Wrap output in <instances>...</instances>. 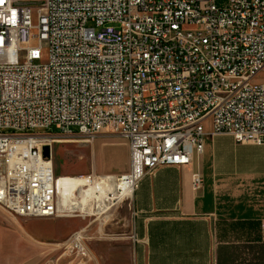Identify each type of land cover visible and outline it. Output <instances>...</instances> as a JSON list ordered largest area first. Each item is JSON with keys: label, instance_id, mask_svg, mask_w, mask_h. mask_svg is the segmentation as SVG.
Here are the masks:
<instances>
[{"label": "built area", "instance_id": "1", "mask_svg": "<svg viewBox=\"0 0 264 264\" xmlns=\"http://www.w3.org/2000/svg\"><path fill=\"white\" fill-rule=\"evenodd\" d=\"M263 72L264 0H0V209L59 215L51 129L127 140L125 174L85 177L72 214L84 220L130 202L157 168L190 165L207 120L264 146Z\"/></svg>", "mask_w": 264, "mask_h": 264}, {"label": "crops", "instance_id": "2", "mask_svg": "<svg viewBox=\"0 0 264 264\" xmlns=\"http://www.w3.org/2000/svg\"><path fill=\"white\" fill-rule=\"evenodd\" d=\"M205 129L190 165L159 167L138 183L129 203L132 264H264V146L212 135L209 120ZM119 144L129 157L128 143Z\"/></svg>", "mask_w": 264, "mask_h": 264}, {"label": "rangeland", "instance_id": "3", "mask_svg": "<svg viewBox=\"0 0 264 264\" xmlns=\"http://www.w3.org/2000/svg\"><path fill=\"white\" fill-rule=\"evenodd\" d=\"M255 81L264 82V72ZM49 133L53 134L50 158L58 177L92 173L119 176L129 170L128 153L119 144L127 140L120 135L103 133L94 138L78 133L57 135L55 129ZM129 203L131 201L118 205L103 220L94 217L24 219L0 209V264H132ZM86 226L88 237H85L84 247L90 256H83L74 245L68 248L75 234L83 231L86 236ZM101 252L106 256L104 262L99 255Z\"/></svg>", "mask_w": 264, "mask_h": 264}, {"label": "bare ground", "instance_id": "4", "mask_svg": "<svg viewBox=\"0 0 264 264\" xmlns=\"http://www.w3.org/2000/svg\"><path fill=\"white\" fill-rule=\"evenodd\" d=\"M106 175H113V174H106ZM85 177L86 176H81V177L56 176L57 206H58V214H59L57 216L58 218L60 219L76 218V216H73L72 214L75 211H80L83 208L84 205L81 203H84V199L81 198L80 194L82 195V191H83L82 187L86 181ZM88 191L89 194L93 192L91 188ZM94 197L98 198L99 201L101 200V194L100 195L96 194ZM119 200H121L120 197ZM107 217L109 216H106L104 219H106ZM103 224L104 223H101V225ZM79 233L80 232L75 234L73 238L68 242V248L74 245L81 253L84 252L83 255L86 254L90 256L89 252H87L84 247V243H82L81 239L79 238L80 236Z\"/></svg>", "mask_w": 264, "mask_h": 264}, {"label": "water", "instance_id": "5", "mask_svg": "<svg viewBox=\"0 0 264 264\" xmlns=\"http://www.w3.org/2000/svg\"><path fill=\"white\" fill-rule=\"evenodd\" d=\"M42 153L45 158H50V147L48 146L44 147Z\"/></svg>", "mask_w": 264, "mask_h": 264}]
</instances>
